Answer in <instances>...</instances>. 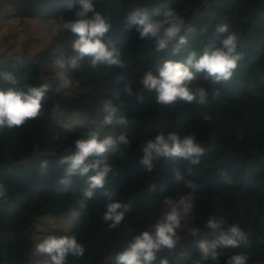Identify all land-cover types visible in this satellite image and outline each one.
<instances>
[{"label": "trees", "instance_id": "1", "mask_svg": "<svg viewBox=\"0 0 264 264\" xmlns=\"http://www.w3.org/2000/svg\"><path fill=\"white\" fill-rule=\"evenodd\" d=\"M5 1L13 7L15 16L23 20L64 22L73 19L74 11L80 7L78 0H71L74 4L71 11L67 7L69 0ZM157 1L164 4L156 5L150 15L161 8V15L171 9L191 29L182 33L188 43L178 56L170 49L157 52L154 42L140 40L135 29L124 31L129 11ZM92 3L111 25L104 41L117 47L125 67L100 65L93 69L85 60L81 67L68 72V78L77 82L72 95L57 94L50 89L39 117L18 128H0V184L7 189L5 197L0 198V264H32L38 219L67 211L79 212V216L71 231L58 235H75L86 251L83 257L69 256L66 264H116L115 256L160 218L161 205L167 197L192 191L176 182L173 167L198 185L193 198L199 232L178 243L174 252L167 249L158 252L157 264L161 258H167L170 264H193L200 256L197 243L215 239L205 227L210 216L239 224L246 236L239 247L220 249L215 264H226L236 254L246 255L247 264H264V0H92ZM207 10L216 13L221 24H227L229 32L239 37L237 52L242 59L233 77L217 83L203 73L195 74L196 79L189 87L206 89V105L182 101L168 107L158 105L155 94L149 96L141 91L139 81L143 75L148 71L158 75L166 60L186 61L190 52L198 54L195 33L206 39L205 49L219 47V41L227 35L216 32L219 24L204 14ZM74 39L73 33L63 31L40 59L50 62L53 56L71 54ZM4 72H11L17 83L12 85L0 79V90L45 84L38 61L26 55L3 60L0 73ZM118 77L123 79L118 82ZM126 84L132 85L135 95L125 93ZM138 95L144 96L143 103L138 102ZM105 101H111L119 109L128 126L108 128L103 134L124 133L130 144L119 145L114 153H109L113 172L109 173L104 188L98 189L82 208V190L87 187L88 176L96 174L95 170L84 177H73L71 187L65 191L59 181L67 165L59 161L75 150L77 139L86 138L93 130L94 122L102 118ZM58 113L65 119L73 116L84 121L71 129L59 121ZM204 115L211 119L204 120ZM25 127L37 128L43 134L28 135ZM159 132L165 135L176 132L182 138L194 135L204 149L200 164L160 160L154 161L153 170L147 172L139 163L140 145ZM45 137L67 142L68 146L63 152H46ZM43 160L48 161V168L42 172L38 166ZM189 167L193 168L192 176L187 175ZM105 192L113 193L114 201L131 207L125 221L115 230L103 221L108 202Z\"/></svg>", "mask_w": 264, "mask_h": 264}, {"label": "clouds", "instance_id": "2", "mask_svg": "<svg viewBox=\"0 0 264 264\" xmlns=\"http://www.w3.org/2000/svg\"><path fill=\"white\" fill-rule=\"evenodd\" d=\"M79 9L74 11L73 19L65 20L58 26L57 31H70L75 39L71 45V54L53 56L50 59V70L61 81L62 87H67L70 80L66 73L81 67V62L87 60L93 69L100 65L109 68L115 66L124 68L121 53L114 44L106 43L104 37L111 29L104 15L98 11L92 0H78ZM69 11L74 4L69 0ZM157 16L159 18H153ZM149 14L147 8L139 7L128 12L124 21V31L135 29L140 40H151L155 44L157 52L171 50L174 56H178L187 46L188 40L182 33L191 30L175 11L168 9L161 15L159 12ZM218 34H225L219 41V47L206 48L202 55L195 51L188 54L186 61L166 60L158 69V75L152 71L146 72L140 79L143 93L155 94L158 105L168 107L177 102L188 104L196 103L206 105L208 92L203 87L195 89L189 87L196 79V73L205 74L214 82H227L234 74L238 62L242 59L237 52L239 37L229 32L227 24H219L216 27ZM56 34L55 32L53 33ZM191 69H194L193 72ZM0 79L8 84L15 85L17 80L11 72L0 73ZM118 77L117 81L122 80ZM49 85H26L23 89L9 87L0 90V128H18L28 120L36 119L41 115L43 101ZM125 93L135 95L131 84H126ZM215 95L219 96V92ZM117 99L119 94H117ZM137 100L143 103L144 96L138 95ZM103 115L99 121L94 122L93 130L86 134V138L75 141V150L61 158L59 163L67 165L63 178L59 184L67 191L72 185V178L79 175L87 176L91 170L95 175L88 176L87 187L82 190L80 206L86 207L98 189H103L109 173L113 172L109 163V153H114L119 145H129L126 134L119 136L104 135L105 129L127 127L128 120L119 113V109L111 101H105L101 109ZM204 120H210L211 116L204 115ZM142 156L139 163L147 172H151L154 161L169 160L173 163L184 161L192 166L200 164V158L204 149L197 143L194 135L183 138L176 132L165 135L159 132L154 138L147 139L140 145ZM39 169L43 172L48 168V161L39 163ZM177 183H182L185 188L192 191L175 199L167 197L164 201V211L155 223H150L147 228L136 235L123 251L115 256L116 264H157V253L167 249L174 252L179 243L178 230L182 228V218L190 214L194 207L193 194L198 185L186 179L184 173L173 167L171 169ZM187 175H193V168L187 169ZM154 190V188H153ZM7 189L0 184V198L5 197ZM108 202L103 214V221L109 229H118L131 211L128 204H122L113 200V193L105 192ZM205 227L215 235V239L201 240L197 243L200 256L193 260V264H209L217 262L220 258V249L237 248L246 240L245 233L239 224H229L224 217L210 216ZM199 229L192 228L190 235L195 236ZM36 253L42 259L32 261V264H66L69 256L83 257L85 247L78 242L75 235H50L36 245ZM248 257L243 254L232 255L226 264H247ZM158 264H170L167 258H161Z\"/></svg>", "mask_w": 264, "mask_h": 264}, {"label": "rangeland", "instance_id": "3", "mask_svg": "<svg viewBox=\"0 0 264 264\" xmlns=\"http://www.w3.org/2000/svg\"><path fill=\"white\" fill-rule=\"evenodd\" d=\"M164 4L162 1L153 2L144 8H147L149 14L151 10H154L156 5ZM143 7L142 5L137 8ZM162 12V8L158 11ZM210 17L211 21H217L218 24L222 23V20L216 13H211V10H207L204 13ZM63 21L61 19L44 20L40 18L33 19H19L15 16L13 7L10 6L5 0H0V63L10 57H16L26 55L31 58H35L42 70V76L45 84L49 85L50 89L62 95H72L77 82L70 80V84L67 87L61 86V81L56 78L55 73L50 70V62L42 61L40 55L46 50L54 41L56 37L63 33V31H57L58 26ZM56 33L55 35L53 33ZM196 41L198 42V55L202 54L205 49L206 39L204 36L195 33ZM208 48V47H207ZM68 76V73H66ZM59 121L68 128H74L76 124L84 121L82 117L68 116L66 119L61 113H58ZM25 132L28 135L43 134L37 128L25 127ZM68 146L67 142L59 141L53 138L45 137V150L46 152L59 153L63 152ZM186 195L184 192L178 193L172 197L179 199V197ZM165 201V200H164ZM164 201L161 205V214L164 211ZM194 207L190 214L182 218V228L178 230L179 243L186 239L190 234L192 228H196L198 220L197 213L195 211V199L193 198ZM160 214V216H161ZM79 216V212L67 211L61 214H47L40 217L35 225L34 237L36 245L40 243L45 237L50 235H58L59 232H69L74 226L75 219ZM36 249V248H35ZM36 259H42L38 256L36 251L34 252L33 261Z\"/></svg>", "mask_w": 264, "mask_h": 264}]
</instances>
